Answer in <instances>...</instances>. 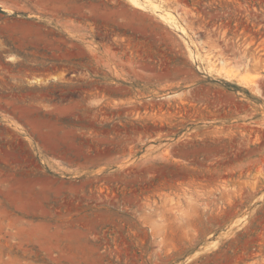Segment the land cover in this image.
I'll use <instances>...</instances> for the list:
<instances>
[{
	"label": "rangeland",
	"instance_id": "obj_1",
	"mask_svg": "<svg viewBox=\"0 0 264 264\" xmlns=\"http://www.w3.org/2000/svg\"><path fill=\"white\" fill-rule=\"evenodd\" d=\"M0 264H264V0H0Z\"/></svg>",
	"mask_w": 264,
	"mask_h": 264
}]
</instances>
